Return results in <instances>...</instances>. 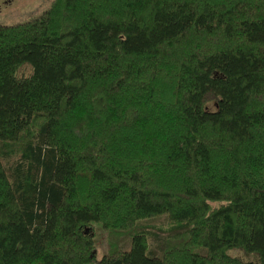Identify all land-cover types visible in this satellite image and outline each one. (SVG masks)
I'll use <instances>...</instances> for the list:
<instances>
[{"label":"trees","instance_id":"16d2710c","mask_svg":"<svg viewBox=\"0 0 264 264\" xmlns=\"http://www.w3.org/2000/svg\"><path fill=\"white\" fill-rule=\"evenodd\" d=\"M0 264H264V0L0 23Z\"/></svg>","mask_w":264,"mask_h":264},{"label":"rangeland","instance_id":"374dc122","mask_svg":"<svg viewBox=\"0 0 264 264\" xmlns=\"http://www.w3.org/2000/svg\"><path fill=\"white\" fill-rule=\"evenodd\" d=\"M51 0H0V23L9 24L21 20H27L35 14L41 12ZM21 73H29L27 65L22 67ZM109 220L107 221V223ZM108 225H113L108 223ZM107 230L97 224L92 227V238L98 248L96 254L98 257L106 250ZM236 254L235 252H233Z\"/></svg>","mask_w":264,"mask_h":264}]
</instances>
